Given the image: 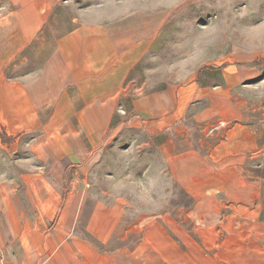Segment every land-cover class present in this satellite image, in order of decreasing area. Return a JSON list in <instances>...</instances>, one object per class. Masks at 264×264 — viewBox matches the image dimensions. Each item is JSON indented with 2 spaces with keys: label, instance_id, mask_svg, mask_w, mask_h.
<instances>
[{
  "label": "rangeland",
  "instance_id": "rangeland-1",
  "mask_svg": "<svg viewBox=\"0 0 264 264\" xmlns=\"http://www.w3.org/2000/svg\"><path fill=\"white\" fill-rule=\"evenodd\" d=\"M147 3L63 0L36 38L4 64L3 76L35 77L56 39L76 21L111 18ZM10 7L0 0V13ZM146 54L142 79L152 86L184 80L198 69L201 83L215 85L222 83L223 66H255L256 77L228 91L239 101L242 121L258 129L264 118V0L190 1L172 11ZM194 121L188 117L186 124ZM5 128L0 124V211L13 197L22 219L36 221L30 196L51 193L61 200L55 217L39 219L37 226L61 234L66 250L43 257L110 264H264V148L238 155L239 183L227 195L181 184L159 147L162 136L151 137L141 128L123 125L78 159L60 154L61 147L55 156L39 152L40 134L51 136L44 124L9 134ZM259 139L264 141V132ZM54 145L45 138L42 148L54 150ZM34 177L50 186H28L26 180Z\"/></svg>",
  "mask_w": 264,
  "mask_h": 264
},
{
  "label": "crops",
  "instance_id": "crops-1",
  "mask_svg": "<svg viewBox=\"0 0 264 264\" xmlns=\"http://www.w3.org/2000/svg\"><path fill=\"white\" fill-rule=\"evenodd\" d=\"M7 1L11 7L0 13V124L8 134L44 124L51 136L40 134L39 152L55 156L61 147L60 154L78 159L92 154L123 125L141 128L151 137L162 136L159 147L185 187L233 194L239 183L238 155L264 148L259 139L264 118L258 129L242 121L239 101L228 90L256 77L258 69L223 66L222 83L215 85L201 83L199 69L163 85L142 79L146 53L172 11L195 0H148L111 18L80 19L56 39L37 75L28 81L4 77L2 68L36 38L63 0ZM115 115L119 118L112 126ZM188 117L195 120L193 126L186 124ZM194 129L200 133L193 137ZM45 138L55 142L54 150L42 148ZM26 181L28 186H50L36 177ZM58 181L55 178V185ZM9 199L0 211V218L7 220L0 222V264H110L95 258L43 257V252L66 250L61 234L37 226L39 219L55 217L60 197L30 196L36 221L22 219L19 201Z\"/></svg>",
  "mask_w": 264,
  "mask_h": 264
}]
</instances>
